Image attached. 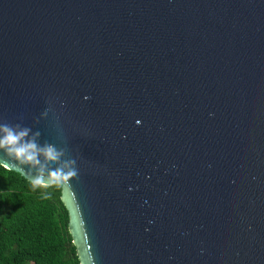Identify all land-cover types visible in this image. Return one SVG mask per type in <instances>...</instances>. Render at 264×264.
Segmentation results:
<instances>
[{"label": "water", "instance_id": "water-1", "mask_svg": "<svg viewBox=\"0 0 264 264\" xmlns=\"http://www.w3.org/2000/svg\"><path fill=\"white\" fill-rule=\"evenodd\" d=\"M0 122L77 161L80 264H264V0H0Z\"/></svg>", "mask_w": 264, "mask_h": 264}, {"label": "trees", "instance_id": "trees-1", "mask_svg": "<svg viewBox=\"0 0 264 264\" xmlns=\"http://www.w3.org/2000/svg\"><path fill=\"white\" fill-rule=\"evenodd\" d=\"M60 195L0 163V264H80Z\"/></svg>", "mask_w": 264, "mask_h": 264}, {"label": "clouds", "instance_id": "clouds-1", "mask_svg": "<svg viewBox=\"0 0 264 264\" xmlns=\"http://www.w3.org/2000/svg\"><path fill=\"white\" fill-rule=\"evenodd\" d=\"M40 136V131L33 132L20 123L0 122V151L19 165L27 166L33 190L59 187L78 180L77 161L55 144L47 141L41 144ZM50 196L49 192L43 193L44 199Z\"/></svg>", "mask_w": 264, "mask_h": 264}]
</instances>
